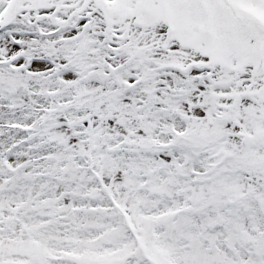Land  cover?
Wrapping results in <instances>:
<instances>
[{
	"label": "snow or ice",
	"instance_id": "6c2138e0",
	"mask_svg": "<svg viewBox=\"0 0 264 264\" xmlns=\"http://www.w3.org/2000/svg\"><path fill=\"white\" fill-rule=\"evenodd\" d=\"M0 264H264V0H0Z\"/></svg>",
	"mask_w": 264,
	"mask_h": 264
}]
</instances>
